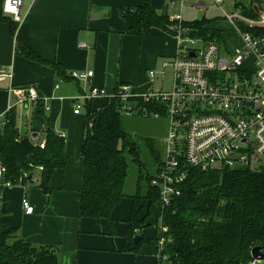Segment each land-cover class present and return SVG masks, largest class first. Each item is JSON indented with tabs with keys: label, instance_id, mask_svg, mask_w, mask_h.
Wrapping results in <instances>:
<instances>
[{
	"label": "crops",
	"instance_id": "0c3cea01",
	"mask_svg": "<svg viewBox=\"0 0 264 264\" xmlns=\"http://www.w3.org/2000/svg\"><path fill=\"white\" fill-rule=\"evenodd\" d=\"M168 1L148 0L156 13H167L170 23L152 26L147 35L140 36L127 31L120 9L142 5L145 0H22L16 35L39 58L36 60L16 49L13 20L3 13L4 0H0V14L5 18L0 15V69L12 70L11 79H0V123L12 105L20 134L40 141L50 127L65 135L66 154L65 165L50 176L48 192L34 185L27 189L0 185V232L16 230L33 245L56 247L59 264H159L156 242H142L135 252L122 250L131 197H122L112 207L111 222L79 214L85 115L84 110L73 113L72 99L87 93L92 85L108 90L120 82L140 90L163 87L165 73L163 79L157 73L151 80L147 72L159 71L162 62L177 52L175 20ZM52 63L59 64L61 75ZM87 70L93 71L91 80L70 77L72 71ZM28 83L36 87L39 99L16 104L9 87ZM24 196L34 206L31 214L23 211ZM140 205L138 219H143V225L138 235L153 239L161 221L160 207L147 199H141Z\"/></svg>",
	"mask_w": 264,
	"mask_h": 264
},
{
	"label": "trees",
	"instance_id": "16d2710c",
	"mask_svg": "<svg viewBox=\"0 0 264 264\" xmlns=\"http://www.w3.org/2000/svg\"><path fill=\"white\" fill-rule=\"evenodd\" d=\"M120 14L127 31L140 36L147 35L152 26L165 27L170 23L167 13H156L148 0L142 5L122 7ZM13 22L16 49L39 60L16 35L17 23ZM210 23L203 19L192 26L205 37H218L219 31ZM51 65L57 74H62L59 64ZM83 110L79 214L111 222L112 207L122 197H131L128 234L122 250L135 252L142 242H156L158 237L156 233L153 239L141 235L139 240H134L143 225V219H138L140 200L158 204V192L150 180L162 156L153 139L147 138L151 163L144 164L142 171L136 143L124 128L122 114L114 102L90 99L84 102ZM15 121L16 111L12 107L0 123V161L6 167V176L16 178L24 169L33 170L29 164L42 165L36 186L48 192L53 171L66 163L65 138L47 127L44 147L40 148L39 140L19 133ZM131 163L140 168L135 172L133 191L127 193L125 186ZM161 221L169 242L163 250L166 258L158 260L159 264H241L249 260L253 247L259 246L264 251V167L191 169L180 186V194L162 209ZM15 231L0 232V264H59L56 247L33 245Z\"/></svg>",
	"mask_w": 264,
	"mask_h": 264
},
{
	"label": "built area",
	"instance_id": "2783aa9c",
	"mask_svg": "<svg viewBox=\"0 0 264 264\" xmlns=\"http://www.w3.org/2000/svg\"><path fill=\"white\" fill-rule=\"evenodd\" d=\"M242 1L235 0L232 6L236 12H228L222 6L225 0H212L214 5L222 6L224 20L239 35L240 43L235 48L228 47L224 39L222 42L221 32L213 38L188 32L182 15L184 1L167 2L173 10L177 52L162 62L159 71L150 69L147 74L151 80L157 73L163 79L165 70L170 68L169 90H140L120 82L111 90L92 85L87 93L72 99L74 114L82 112L85 101L100 98L114 102L123 115L166 119L163 155L150 180L158 192L161 213L180 194V186L191 169L264 167V0ZM21 3L22 0H4L2 11L18 23ZM197 5L204 7L205 3L198 1ZM92 76V70L70 73L78 81L91 80ZM4 78H12L11 69H0V79ZM9 91L16 104H31L39 99L36 87L30 83L12 85ZM8 107L9 110L12 105ZM58 135L65 138L63 133ZM44 143L41 139L39 147L43 148ZM29 165L32 171L24 169L16 178H8L0 161V185L25 189L36 186L43 166ZM21 205L25 214L34 212L26 196ZM165 231L160 221L156 232L158 260L166 258L163 250L169 237ZM241 264H264V257L251 256Z\"/></svg>",
	"mask_w": 264,
	"mask_h": 264
},
{
	"label": "rangeland",
	"instance_id": "374dc122",
	"mask_svg": "<svg viewBox=\"0 0 264 264\" xmlns=\"http://www.w3.org/2000/svg\"><path fill=\"white\" fill-rule=\"evenodd\" d=\"M198 1H204L205 6L199 7L197 5ZM234 0H225V3L222 5L223 8L228 12H236L232 4ZM212 3V0H185L183 8V21L187 26V31L191 33H196L197 30L192 26V23L198 20H208L211 21L212 25L217 26L219 32H221L222 42L223 39L226 42L227 46L230 48H235L240 43L239 35L235 32H232V28L229 22L224 20L223 11L220 7ZM211 29V28H210ZM207 35L211 33L207 32ZM158 83V80H157ZM172 86L171 80V70L167 69L165 71V80L163 81V89L169 90ZM123 126L128 131L130 137L135 141L136 146L139 151V161L143 164L142 171L145 170L144 164L150 165L151 161L149 159V147L147 138H151L154 141L155 147L158 148L160 155H163L164 150V136L167 131V121L165 118H153V117H143L139 115L127 116L122 114ZM162 158V157H161ZM153 162V161H152ZM137 163V162H136ZM139 167V166H138ZM135 163H131L129 166V174L125 186L127 193L133 191V184L135 181V172L139 170ZM159 225V224H158ZM157 225V226H158Z\"/></svg>",
	"mask_w": 264,
	"mask_h": 264
},
{
	"label": "water",
	"instance_id": "95a60500",
	"mask_svg": "<svg viewBox=\"0 0 264 264\" xmlns=\"http://www.w3.org/2000/svg\"><path fill=\"white\" fill-rule=\"evenodd\" d=\"M36 133H33L32 136H35ZM140 239V235H135L134 236V240L137 241ZM251 256L254 258V259H261L264 257V254L263 252L261 251L260 247L259 246H255L252 248L251 250Z\"/></svg>",
	"mask_w": 264,
	"mask_h": 264
}]
</instances>
